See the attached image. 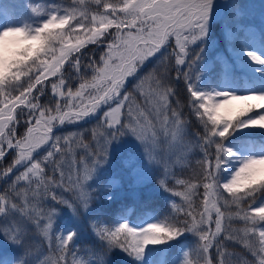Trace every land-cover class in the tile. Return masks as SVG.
<instances>
[{
	"label": "snow or ice",
	"instance_id": "obj_1",
	"mask_svg": "<svg viewBox=\"0 0 264 264\" xmlns=\"http://www.w3.org/2000/svg\"><path fill=\"white\" fill-rule=\"evenodd\" d=\"M91 2L102 7L103 12H95L89 18L88 11L83 7L85 0H73V4L80 6L79 17L76 7H59L46 13L47 19L38 27H8L0 30V160H10L3 169V178L10 176L17 168L23 169L15 175L5 192L0 194V217L6 221L0 224V235L12 243H25L26 222L42 229L43 235L51 242L49 233L57 210L51 208L44 211L39 208V203L46 197L50 198L68 207L79 219L81 210L87 211L93 199V193L87 188L88 182L96 168L106 161L110 144L124 135L130 134L142 144L147 161L162 166L166 178L169 175L168 163L157 156L160 136L163 134L165 140L171 136L173 143L169 144L170 149L177 146L185 151H190L192 147L203 150V159L197 161L198 183L178 179L176 183L184 190L175 191L167 186L166 179H158L161 188L187 202L188 210L183 211L182 221L175 218L170 222L160 220L142 228L130 227L126 222L115 227L93 223V231L106 249L119 247L140 259L148 245L164 244L186 232L195 231L202 242L199 249L202 257H205V264H225L219 246L217 252L220 259L213 261L205 255L224 225L225 213L218 207L222 197L219 189H222L231 197L230 200L224 199V206L235 205L236 209L229 214L228 219L238 218L244 222L245 237L258 232V246L248 247L256 258V264H264V227H258L264 225V203L253 207L256 194L264 190V157L243 159L226 182L221 181L219 176L226 164L236 156L233 149L225 146L224 141L238 129H264V93H202L188 86V103L202 124L203 133L198 136V144H185V122L179 110L169 105V97L174 90L155 72L139 75L146 62L168 46L170 40H174L178 50L174 53L175 63H186L188 45L203 39L207 34L213 0ZM32 11L35 13L37 9L34 7ZM73 21L76 23L73 24ZM66 28L69 30L65 31ZM112 28L115 32L109 33ZM16 37H21L27 43L20 44ZM73 38L75 43L71 42ZM87 44L102 45L107 49L101 52L98 61L93 58L85 65L92 73L90 80L84 77L81 56L70 59ZM249 55L253 62L264 65V58ZM66 62L81 81L75 92L70 86L66 93L57 91L65 85L66 77L61 69ZM34 70L38 74L32 75ZM58 73L59 81H53L51 89L54 95L64 98L63 102L56 100L42 104L40 97L44 94L45 80ZM25 77L27 79L22 80ZM188 78L189 73H184V79L188 81ZM103 105L108 106L103 113L104 129L93 131L94 145L73 140L71 136H53L57 124L62 126L66 122H79L95 114ZM257 110H261L257 112L258 115H250ZM21 120L26 128L19 135L17 127ZM157 125L160 126L159 130ZM70 140L76 147L85 149L84 157L79 161L66 160V156L72 152ZM49 142L50 149L43 158L34 159L33 153ZM213 146L214 151L210 152ZM49 169L52 175L46 178L45 173ZM20 182H24L27 188H18ZM62 186L65 191L71 192L70 198L59 197L52 191ZM200 187L203 188L202 193L197 192ZM29 191L32 201H36L34 212L27 211L17 199L10 197V193H15L27 205L31 203L27 196ZM197 195L202 206L199 212L193 208L192 200ZM245 200L249 201L246 207L242 206ZM173 208L177 213L182 211L175 203ZM213 211L215 218L212 216ZM16 214L24 222L17 221ZM41 220H46V223L41 225ZM75 237V231L59 232L55 236L57 243L54 251L57 255L52 264H68L67 257L70 254L73 255L72 264H77L76 250L70 247ZM31 255L32 249L25 246V258ZM183 264H190L187 253Z\"/></svg>",
	"mask_w": 264,
	"mask_h": 264
},
{
	"label": "rangeland",
	"instance_id": "obj_2",
	"mask_svg": "<svg viewBox=\"0 0 264 264\" xmlns=\"http://www.w3.org/2000/svg\"><path fill=\"white\" fill-rule=\"evenodd\" d=\"M220 1L221 2L217 4L214 3L210 9L206 36L196 43L188 45V56L185 57L186 63L184 65H177L175 63L174 52L178 50L175 48L174 40H170L169 45L162 48L159 53L153 56L152 59L148 61V63H150L146 64L144 70L139 74L146 75L149 72H155L162 78L163 82L166 85H169L170 88L174 90L173 94L169 97V105L171 108H177L178 102L174 99V94L176 93V90L178 88L184 85L187 87L192 86L196 91L202 93L229 92L234 95L264 93V65L256 64L251 60L249 55L254 54L264 58V38L262 36L264 33V0ZM105 2L119 3L120 0H105ZM34 7L37 9V12L35 13L32 11V8ZM59 7L61 9L76 7L77 15L79 17L80 6L73 4V0H0V30H4L8 27H38L39 24L47 19L46 13H49ZM83 7H85V10L88 11L89 18L95 12H103V8L98 7L97 5L92 3L91 0H85V5ZM235 9L241 12L243 15L248 16L250 19L246 21H235L230 19L227 14L229 12L235 11ZM75 23L76 21H73V24ZM85 23H87V21H85ZM112 29H109V31H111ZM68 30V28L65 29V31ZM242 30L244 32L245 39H247L244 47L234 51L232 55H229L224 47V42L227 40L231 33L241 34ZM71 42L75 43V38H73ZM88 45L90 44H87L86 46ZM175 69L178 71L177 74L179 76L174 75L173 70ZM186 72L189 73L188 81L184 79V73ZM36 74L38 73L34 70L32 75ZM57 75L48 77V79L45 80L44 84L53 82ZM218 75H220L219 81L214 84V79ZM26 79V77L22 78V80ZM128 87L129 90H131V85H129ZM137 99L141 103H143V101L139 97H137ZM107 107V105L101 106L95 114L90 115L79 122L67 123V126H69L68 133L58 132L53 133V136H60L62 138L71 136L73 140L81 141L82 137L84 136V130H90L92 132V135L94 130L103 131V113L105 110H107ZM189 108V113L194 114L191 106H189ZM258 111L261 110H257L255 111V114L250 115L253 117L258 115ZM179 112L183 121L185 122L186 135L190 139V141H185L184 139V143L198 144L199 141L197 134L195 132H192L188 125V121L190 120V118L186 116L188 118L186 119L183 112H181L180 110ZM157 128L159 130L160 126L157 125ZM257 135H264V129L242 128L234 131L233 134L224 141L225 146L233 149L236 156L234 159L230 160V162L226 164L225 168L219 173L221 181L226 182L228 179H230L231 175L240 166V162L243 159L249 157H264V141H261L260 146L255 147ZM240 136H251L252 140H248L247 146H242V144L234 140V138ZM227 140L229 141L227 142ZM94 143L95 141H93V139L91 138L89 144L94 145ZM171 143L173 142L170 135L168 139L165 140L164 135L161 134L159 147L157 149V156L161 161H163L166 153L169 159H171L170 157H172L174 161L172 168L174 165H176V167L177 165L182 166V164H184L188 159L187 151H185L182 147L177 146H173L170 149L169 144ZM50 144L51 142H49L48 145H44L43 147H41L39 150H37V152L33 153V158L36 160L42 159L46 152L50 149ZM61 145L63 146V139L61 140ZM69 146L72 147V152L69 154L70 158L68 161H71L73 159L77 160L76 155H78L79 151L82 152L84 157L85 149L83 147H76L71 140L69 142ZM136 151L139 152L137 156L133 158L134 162L126 160L130 153ZM209 151L213 152L214 146L210 148ZM115 162L122 163L125 166L127 170L126 179L129 180V178H131L132 181L136 180L137 178H145L147 176H150L153 170L152 167L158 166L154 163L150 164L147 161L142 144L134 136L130 134L124 135L110 144L106 161L101 163L96 168L95 173L88 184H92V182L96 179L95 174L99 171L98 169L107 166L115 168ZM189 162L186 163V166L190 164ZM145 165L150 166L149 173L145 172ZM22 170V168H17L10 176H8L7 178H3L1 184H4V188L3 190H1L2 187L0 186V194H3L5 192V190L8 188V184L11 183L15 175H17L18 172ZM170 171L172 174L174 173L173 170ZM125 186L126 185L123 182L118 189L119 195L130 196L132 193L133 195H138L139 197L142 194V190L149 195L159 193L164 190L158 184L153 185L152 187L137 186L136 188H132V192L124 190ZM18 188L26 189L27 186H25L24 182H20ZM58 188L63 189V187ZM174 190L183 191L184 189L176 183ZM219 191L222 193V197L219 199L218 207H220L221 211L225 213V219L230 222L227 231L231 232L230 236L233 238L236 245H245L248 242L249 236H244V222L242 220H239L238 218H232L231 220L228 219L229 214L235 212V210H232L235 208V205L225 207L224 199L230 200L231 197L228 195V193L223 192L222 189H219ZM68 193L70 194V192ZM31 196H28V200L31 201V203L26 205L23 199L17 198L15 196V193H10V197L17 199V202L20 205L26 207L27 211L34 212L33 206L34 204H36V201H32ZM245 201H243L242 204ZM261 203H264V201L259 203L256 202L253 207L258 206ZM39 208L44 210L40 206ZM63 215H67L68 220L59 230H57V221ZM212 216L213 218H215L214 211L212 212ZM15 218L17 221L24 222L23 218L18 214H16ZM80 219L81 217L77 219V217L73 215V212L70 209H68L67 213L57 211V215L53 218V228L49 233V235L52 237L51 242H49V239L43 235L42 229L37 228L34 224H28L26 222H24L27 228V232L25 234V243H12L8 239H6L4 235H0V264H21L22 258L23 264H52L50 263L51 257L48 252V247H55L57 241L54 238L59 232L67 233L69 231H74V226L80 223ZM130 220L132 221L126 222V219L120 220L115 226H118L119 223L126 222L130 227L142 228L148 223L157 222L152 220L146 221L142 226L135 227L133 226L135 224L133 216L130 218ZM233 221L235 222V224H233ZM236 221L240 222V224L237 225ZM4 223H6V221L3 217H0V224ZM45 223L46 220L40 221L41 225ZM103 225L106 226V224ZM258 227H264V225H260ZM25 246L32 249L33 251V255L27 258H25ZM181 247L185 248V244L182 243ZM167 250L168 249L164 244L148 245L142 258L137 259V262L139 264H162V260H164V254L167 253ZM228 257L229 258L227 261H225V264H250L244 253L240 251L230 252L228 254ZM207 259H209V256L207 257ZM75 260L77 261V264H80V262L82 261H84L85 264L99 263L97 259L87 256L86 253L82 254V252L80 255L75 254ZM183 261L184 258L178 256L175 258V260H172L171 264H183Z\"/></svg>",
	"mask_w": 264,
	"mask_h": 264
},
{
	"label": "trees",
	"instance_id": "obj_3",
	"mask_svg": "<svg viewBox=\"0 0 264 264\" xmlns=\"http://www.w3.org/2000/svg\"><path fill=\"white\" fill-rule=\"evenodd\" d=\"M212 7V6H211ZM228 17L235 21H246L249 19L247 16L243 15L241 12L235 11L229 12ZM115 32V29H112L109 31V33ZM264 38V33H263ZM245 35L243 30L241 31V34L239 33H231L230 36L227 38V40L224 42V47L226 49V52L229 55H232V53L236 50L241 49L244 47L246 43ZM107 49L104 48L102 45H96V44H90L83 49H81L80 53L73 54L70 59H73L75 56L79 55L81 56V68L84 73V77L88 80L91 79L92 73L90 70L86 69L85 65L90 59H96L99 60V56L102 51H106ZM175 53V52H174ZM152 59V58H150ZM150 63V62H149ZM148 62L146 64H149ZM146 64L144 68L146 67ZM174 64V63H173ZM144 68L141 70V72L144 70ZM63 72V75L66 77L65 85L58 89L57 91H64L67 92L68 87H71V90L75 92V90L79 87V83L81 82L80 79H78L74 73H72L71 69L68 66V62H66L61 69ZM175 76H179L177 74V70H173ZM140 74V73H139ZM59 75L54 79L58 83L59 81ZM219 78L214 80V83H217ZM52 83V82H51ZM51 83H45L44 84V94L40 97V102L42 104H49L52 101L60 100L63 102V97H60L58 94L54 95L51 89ZM36 93L34 92L33 95ZM188 97L187 87L181 86L176 90V93L174 94V99L180 103L181 107L183 108L184 112H187V106L188 101H182L186 100ZM184 102V103H183ZM17 112H19V109H17ZM254 114V112L250 113ZM191 118L193 119V122L189 123L191 130L195 131L197 135H202L203 133V127L201 126L199 120L197 118H194L193 115L189 114ZM88 125V123H87ZM26 128V125L21 120L20 124L17 127V133L19 135H22L24 130ZM67 123L62 127L60 130L61 132L68 133ZM82 128V126H81ZM82 137V141L86 144H89L92 138V132L90 130H84ZM262 140L264 139L263 136ZM199 151V150H198ZM198 155L194 156L190 160L189 165L183 164V166H177V171L171 176V178H168L166 180V184L170 189L175 188L176 181L178 179H184V180H191L193 183H198L196 179V173L199 171V165L197 164L198 160L203 159V150H201V153H197ZM70 156L69 154L66 156V160H69ZM83 158V154L81 151L78 152V155H76V159L79 160ZM10 160L8 158H5L0 162V186L2 187L1 190L4 188V184H1V181L3 180V169L7 167ZM14 173V171L12 172ZM52 173L49 170H46L45 177L51 176ZM163 179H166L164 174L161 175ZM155 177V179H161L162 177ZM122 177V176H121ZM58 179V177H57ZM152 179L149 176L145 178H137L135 183L132 181H128L127 184L130 187H134L135 184L141 185L143 183L145 184H151ZM25 186H27L25 184ZM61 188H53L52 191H54L59 197L64 198H70V194L68 191L64 190V186ZM89 191L93 193V199L92 202L88 208L87 211L81 210L79 217L80 223L76 226L78 229H76V237L74 240V243L76 245V248L74 247V243L70 245V247H74L76 252L75 254H80L83 250L86 248L90 249L92 254H94L99 261V264H138L136 258L132 255H129L127 252L121 250L119 247H114L111 250H107L106 246L102 243V241L98 238L96 233L93 231L92 224H100L102 222L109 223V226H113L116 219L119 217H125L129 212H131L132 209H134L133 217L137 221H142L144 218H147L149 216H155L159 220H163L165 222H170L173 220V218L177 220H183V211L188 210L187 202L178 196H173L169 194L167 191H163L161 193H156L153 195H142L138 198L137 203L136 201H129V199L126 198H120V199H114L110 197L111 191L108 190V188H95V187H89ZM198 193L203 192V188L200 187L197 190ZM168 193V194H167ZM51 195V192L49 193V196ZM28 196H31V191L28 192ZM32 197V196H31ZM256 197H263L264 198V190L261 192H258L256 194ZM30 199V198H29ZM193 200V208L199 212L202 210L201 206V200L200 196H194L192 197ZM180 208L182 211L180 213H177L176 210L173 208V204ZM39 206L43 208L44 210H49L51 208H55L57 211H62L67 213L68 207L60 205L56 203L55 201L51 200L50 198H44L42 202L39 203ZM68 220L67 215L61 216L57 221V227L60 228V226H63V224ZM56 227V228H57ZM57 228V229H58ZM87 232V235L85 234ZM187 234L184 233L183 235ZM197 235L198 242L192 241L191 243H188L189 246V257H190V264H201L204 262V258L202 257L199 249V245L202 243L199 240V235ZM218 240H214L213 246L211 247V256L212 260L215 261L217 259H220L221 257L218 255L217 247L219 246L220 252L223 253V260L224 262L228 260V254L230 251H240L244 253V255L248 258L250 264H256V258L251 254V251L249 250L250 245H256L258 246V232L255 235H252L248 242L245 245L241 244H230L228 243L227 246H225L226 240L223 235ZM55 239V238H54ZM225 246V247H223ZM55 247L51 249V253L55 257L57 253L54 251ZM68 264H72L73 261V255H68L67 257Z\"/></svg>",
	"mask_w": 264,
	"mask_h": 264
},
{
	"label": "water",
	"instance_id": "obj_4",
	"mask_svg": "<svg viewBox=\"0 0 264 264\" xmlns=\"http://www.w3.org/2000/svg\"><path fill=\"white\" fill-rule=\"evenodd\" d=\"M220 0H213V2H219ZM212 2V3H213ZM63 126V125H62ZM61 125H58L54 130H53V132H56V131H58L61 127H62Z\"/></svg>",
	"mask_w": 264,
	"mask_h": 264
},
{
	"label": "clouds",
	"instance_id": "obj_5",
	"mask_svg": "<svg viewBox=\"0 0 264 264\" xmlns=\"http://www.w3.org/2000/svg\"><path fill=\"white\" fill-rule=\"evenodd\" d=\"M16 39L20 44L27 43V41H24L21 37H16Z\"/></svg>",
	"mask_w": 264,
	"mask_h": 264
}]
</instances>
